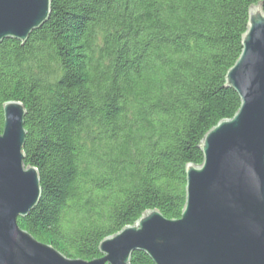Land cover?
<instances>
[{"label": "trees", "instance_id": "trees-1", "mask_svg": "<svg viewBox=\"0 0 264 264\" xmlns=\"http://www.w3.org/2000/svg\"><path fill=\"white\" fill-rule=\"evenodd\" d=\"M264 0H52L26 43L0 44L3 107L27 115L25 165L42 197L21 229L70 260L102 257L108 237L160 211L180 219L190 164L233 119L226 85L252 6ZM130 264H154L135 252Z\"/></svg>", "mask_w": 264, "mask_h": 264}, {"label": "water", "instance_id": "water-1", "mask_svg": "<svg viewBox=\"0 0 264 264\" xmlns=\"http://www.w3.org/2000/svg\"><path fill=\"white\" fill-rule=\"evenodd\" d=\"M52 0H0V44L26 43L49 20ZM243 51L226 76L240 97L233 119L207 133L202 165L186 167V205L180 219L145 213L106 238L102 257L70 260L19 227L42 197L37 168L26 166L27 111L4 105L0 133V264H130L136 251L154 264H264V9L249 11Z\"/></svg>", "mask_w": 264, "mask_h": 264}, {"label": "bare ground", "instance_id": "bare-ground-1", "mask_svg": "<svg viewBox=\"0 0 264 264\" xmlns=\"http://www.w3.org/2000/svg\"><path fill=\"white\" fill-rule=\"evenodd\" d=\"M136 252H143V253H145V254H147L148 256H149V254L148 253H146V252H144V251H136ZM135 253V252H134ZM150 257V256H149ZM151 258V257H150Z\"/></svg>", "mask_w": 264, "mask_h": 264}]
</instances>
